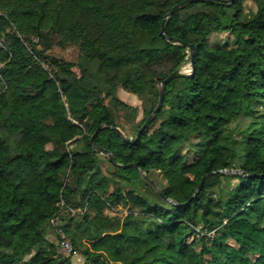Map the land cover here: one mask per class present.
I'll use <instances>...</instances> for the list:
<instances>
[{
    "label": "trees",
    "instance_id": "trees-1",
    "mask_svg": "<svg viewBox=\"0 0 264 264\" xmlns=\"http://www.w3.org/2000/svg\"><path fill=\"white\" fill-rule=\"evenodd\" d=\"M182 1L0 0V264H72L45 237L50 230L57 240L53 217L84 264H264V121L230 128L264 103V0L186 4L165 21V39L163 18ZM74 22L85 49L76 64L48 53ZM220 34L228 35L222 44L206 46ZM184 44L194 48V70L166 84L138 139L124 142L109 128L95 137L128 166L107 161L105 173L91 136L101 125L118 128L119 113L130 123L137 116L118 87L150 104L137 134L161 83L190 67ZM140 172L153 185L154 174L164 180L161 194ZM93 194L126 215L94 212ZM66 207L87 210L75 216Z\"/></svg>",
    "mask_w": 264,
    "mask_h": 264
},
{
    "label": "rangeland",
    "instance_id": "rangeland-1",
    "mask_svg": "<svg viewBox=\"0 0 264 264\" xmlns=\"http://www.w3.org/2000/svg\"><path fill=\"white\" fill-rule=\"evenodd\" d=\"M32 3H34V6L37 7V2L36 0H30ZM57 0H55V4ZM247 9H254V5L251 2H247ZM76 23L74 22L73 24H67L65 26H63V30L61 34H58L56 36H53V40H52V49L48 52L50 56L60 59V60H64L67 62H71V63H78L80 57L85 56V49H84V44L83 42L80 40V36L78 33V29ZM84 34L88 37V38H93V36L91 35V31L89 28H87V26H84ZM228 37L227 34H220V35H211L207 41L205 42L206 46H215L218 47L220 44H222V42L224 41V39ZM232 38H230L231 40ZM35 42H37V40H34ZM230 47V46H229ZM38 48H42V46H38ZM44 67L47 68L48 66L44 64ZM73 72L75 75H79V69L77 67H74ZM190 71V67L189 65H185L181 72L182 73H189ZM116 96L118 97L119 100H121L122 102H124L126 105H128L130 108L136 109L137 110V116L135 118L134 123H130L129 122V112L126 113H119V118H117V123H118V129L122 132V134L129 140H132L135 136V125L137 123L140 122V120L143 118V112L148 109L150 107V104L147 102L146 97H142L139 98L125 90H123L122 88L118 87L117 91H116ZM109 101H106V103L108 104ZM252 111H254L253 115H242L235 123L231 124L230 128L231 129H238V130H242L244 129L248 123L250 122H262L264 121V103L263 102H258L253 104L252 106ZM246 112V110H245ZM69 151H79L80 150V143H71L67 146ZM107 157V156H106ZM190 159L189 161L192 162L194 160V158L190 155L189 156ZM98 158L100 160V164L102 167V170L106 173L111 171V168L109 166V163L107 162L108 159L105 158L104 154H99ZM79 169H85L87 167V164L84 162L83 159L78 158L76 160ZM111 164V163H110ZM233 166L237 167L238 166V162H233L232 163ZM127 175H130L131 177H137V173L134 170H127L125 172ZM152 180L154 182V185L158 188H164L166 183L164 182V180H162V178L156 174L152 175ZM231 184H236V180H232ZM136 187V190L138 189V193L139 194H143L144 196L147 197H153L150 194H146L145 195V191L142 188V185L140 183H138ZM91 201L89 202V208L91 210H93L94 212H102L105 215H107L108 217H119L122 218L126 215V209L122 208V206H115L114 209H105V207H103V203L101 201V199L96 195L93 194L91 196ZM76 216V215H75ZM52 228V227H51ZM53 230V228L51 229ZM54 231V230H53ZM55 232V231H54ZM56 234V233H55ZM45 237L47 240H49L50 242L55 243L56 245V253L57 255H61L58 252L59 249V239L57 237V240L54 238L53 233L48 230L45 234ZM69 239V238H68ZM63 257H70L71 263L72 264H84L85 263V259L84 257L77 253V252H72L68 255H61ZM186 260V259H184Z\"/></svg>",
    "mask_w": 264,
    "mask_h": 264
},
{
    "label": "water",
    "instance_id": "water-1",
    "mask_svg": "<svg viewBox=\"0 0 264 264\" xmlns=\"http://www.w3.org/2000/svg\"><path fill=\"white\" fill-rule=\"evenodd\" d=\"M199 1H203V0H184L182 1L181 3L175 5L163 18V22H162V25H161V32H160V35L167 39V37H165L164 35V24H165V21L171 17L176 11H178L180 8H182L184 5L186 4H190V3H196V2H199ZM234 0H225L224 1V4L226 6H229ZM184 47L189 49V52H190V57H191V64H190V71L189 73H182L181 71H175L174 73H172L169 77H167L162 83H161V86H160V89H159V101H158V104L155 108V110L153 111V113L147 118V120L145 121V123L143 124V126L139 129V131L137 132L136 134V139H138L139 135L141 134V132L153 121L154 119V116L158 113V111L160 110L161 106H162V102H163V99H164V90H165V86L168 82H170L172 79H174L175 77H179L183 74H192L193 70H194V48L193 46H187L184 44ZM111 129L120 139L124 140V142H127V143H132L130 141H128L127 139H125L124 135L122 134V132L117 128V127H114L112 125H101L99 126L93 133V135L91 136L90 138V145L92 147V150L98 154H105L107 156V159L108 161L114 165V166H118V167H121V168H127L128 166H120V165H117L115 163V160H114V157L113 155L110 153V152H107L101 148H98L96 147L94 144H93V141L95 139V137L104 129ZM220 173H223V174H238L240 176H244L242 173H240L239 171H233V170H225V171H220ZM140 175L141 177L146 181V183H148L157 193L161 194V191L156 187L154 186L150 180L147 178V176L143 173V172H140ZM208 175L204 176L200 183L198 184L197 188H196V191H195V194L198 193L200 191V189L202 188L203 186V183H204V180L205 178L207 177ZM171 204H174V202H172L171 200H168Z\"/></svg>",
    "mask_w": 264,
    "mask_h": 264
},
{
    "label": "built area",
    "instance_id": "built-area-1",
    "mask_svg": "<svg viewBox=\"0 0 264 264\" xmlns=\"http://www.w3.org/2000/svg\"><path fill=\"white\" fill-rule=\"evenodd\" d=\"M60 205L64 206L63 201H60ZM67 212H69L71 215H83L87 208H71V207H66ZM49 225L53 228L55 231L58 239H59V249L58 252L61 255H68L73 252L72 245L70 240L66 237V234L64 233V230L62 228L61 222L58 217H53L49 220Z\"/></svg>",
    "mask_w": 264,
    "mask_h": 264
}]
</instances>
